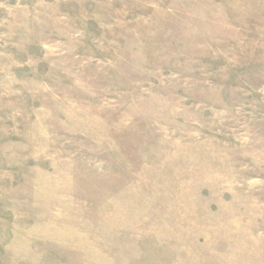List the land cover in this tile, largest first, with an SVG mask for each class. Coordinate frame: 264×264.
<instances>
[{
	"label": "rangeland",
	"instance_id": "obj_1",
	"mask_svg": "<svg viewBox=\"0 0 264 264\" xmlns=\"http://www.w3.org/2000/svg\"><path fill=\"white\" fill-rule=\"evenodd\" d=\"M0 264H264V0H0Z\"/></svg>",
	"mask_w": 264,
	"mask_h": 264
}]
</instances>
